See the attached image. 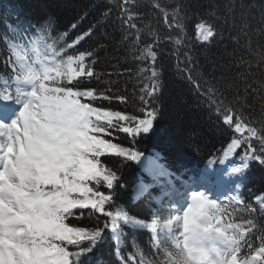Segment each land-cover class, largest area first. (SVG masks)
Instances as JSON below:
<instances>
[{"label":"trees","instance_id":"obj_1","mask_svg":"<svg viewBox=\"0 0 264 264\" xmlns=\"http://www.w3.org/2000/svg\"><path fill=\"white\" fill-rule=\"evenodd\" d=\"M120 4L121 0H0V87L14 84V46L27 50L36 67L38 54L32 51L33 43L40 55L48 44L61 49L65 58L91 52L85 64L96 75L78 77L73 83H79L80 90H108L109 95L126 97L125 102H94L134 118L117 122L120 127H135L139 119L146 118L140 97L148 73L141 69L150 62L136 57L154 38L159 40L154 49L159 89L148 108L155 111L153 125L146 133L112 129L108 135L100 134L138 156L129 159L106 152L99 158L115 180L111 189L103 181L99 185L89 182V186L110 197L104 205L110 215L90 208L72 210L65 220L69 227L99 231L100 235L94 241L66 245L71 259L74 264H130L128 255L135 264H166L165 252L172 250L169 228L171 234L179 232L173 220L179 194L201 182L210 183L209 187L226 186L231 176L223 169L240 165L246 167L236 193L243 203L235 206V221L254 222L247 239L258 247L264 238V163L250 158L247 145L229 152L231 140L244 137L223 123L208 90L213 89L217 101L237 109L264 133V0L257 4L251 0H129L128 9L135 14L140 30L139 44L133 42L135 31L121 23ZM177 8L182 33L167 28L164 22L162 9L171 19ZM201 21L216 29L210 43H202L196 36L195 25ZM89 31L90 35L75 43ZM169 36H180L183 43L177 46ZM185 52L191 56L187 67L198 87L188 79V72L177 68V56L183 67ZM81 100L92 102L86 97ZM251 144L264 156L259 151L260 140L253 138ZM209 189L205 197L217 201L212 187ZM257 197L262 206L254 201ZM113 224L119 238L115 249L108 233ZM150 230L156 234V242ZM247 253L245 246L242 255Z\"/></svg>","mask_w":264,"mask_h":264},{"label":"snow or ice","instance_id":"obj_2","mask_svg":"<svg viewBox=\"0 0 264 264\" xmlns=\"http://www.w3.org/2000/svg\"><path fill=\"white\" fill-rule=\"evenodd\" d=\"M128 3L129 0H121V23L135 31L133 42L139 44L140 30ZM162 11L165 26L182 33L184 26L177 18L179 9L171 19ZM195 31L202 43H210L217 34L206 21L198 22ZM87 35L90 31L79 36L75 43ZM167 39L177 46L183 43L180 36ZM158 43L154 38L136 57L150 63L141 69L148 73V82L141 88L140 97L146 118L139 119L135 127H120L117 123L131 121L133 117L94 103L97 99L125 102L126 97L109 95L108 90H80L79 83H73L78 77L96 75L92 66L85 64V57L91 56V52L65 58L61 49L48 44L40 55L33 43L32 51L38 54L39 67H36L27 50L13 47L14 85L0 91V98L9 101L26 97V100L10 125L0 122V264H74L66 245H79L85 239L94 241L100 235L99 231L69 227L65 220L76 208H90L110 215L104 210L110 197L89 186V182L99 185L103 181L111 189L115 180L114 173L107 170L99 158L113 152L136 159L138 153L111 143L100 134L108 135L112 129L146 133L152 127L155 111L148 108L159 89L158 53L154 50ZM190 62L191 56L185 52L181 67L177 56L178 70L188 72V79L198 87L187 67ZM25 86L31 90H25ZM208 92L223 123L244 137L232 139L229 151L247 145L250 158L264 163V156L258 155L255 145L251 144L253 138L260 140L259 151L264 152V133L237 109L223 100L217 101L213 89L209 88ZM82 97L92 102H82ZM232 172L240 173L241 168H233ZM242 203L236 196L222 202L194 193L182 217H173L180 231L171 234L169 228L172 250L165 252L166 264H264V238L258 247L247 239L255 228L254 222L235 221V206ZM152 228L155 230V222ZM245 246L248 253L242 255Z\"/></svg>","mask_w":264,"mask_h":264},{"label":"rangeland","instance_id":"obj_3","mask_svg":"<svg viewBox=\"0 0 264 264\" xmlns=\"http://www.w3.org/2000/svg\"><path fill=\"white\" fill-rule=\"evenodd\" d=\"M242 2V1H241ZM26 100V97H24L23 99H20V104H23L24 101ZM16 117V114H15ZM12 121L6 122L4 123L5 125H10ZM236 149L229 151L230 153L235 152ZM243 161H246V158H243ZM247 163V162H245ZM244 166H240L239 168H241V170L243 169ZM232 169H229V174L232 176V181L233 182H237L239 179H241L240 173H233ZM205 184H209L208 182H201V185L199 187H196L195 189L192 188V185L187 186L186 190L182 193H180L179 198L177 199V203H178V208L175 211V215L174 217H182L184 210H186V208L189 206V204L191 203V196L194 193H203L205 195V192L200 190L201 188H205ZM215 190H213L214 195L216 196V198H220V199H224L225 197L228 199H231L233 196H236V191L239 189L237 185H235L233 188L230 185L227 186H215ZM199 189V190H198ZM174 193V192H173ZM219 200V199H218ZM256 200L258 205L261 204V202L259 200V198H257ZM110 229V234L112 235V239H113V243L111 245L112 249H115V247L117 246V236L116 234L113 233V229H111V227H109ZM180 231V229H179ZM153 238L155 237V235H152Z\"/></svg>","mask_w":264,"mask_h":264}]
</instances>
